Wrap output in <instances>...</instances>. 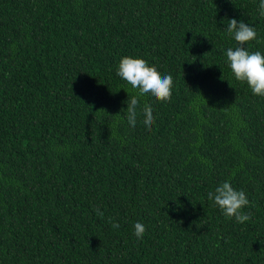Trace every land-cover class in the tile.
<instances>
[{"label":"trees","instance_id":"trees-1","mask_svg":"<svg viewBox=\"0 0 264 264\" xmlns=\"http://www.w3.org/2000/svg\"><path fill=\"white\" fill-rule=\"evenodd\" d=\"M259 4L0 0V264H264V97L226 59L232 18L264 53ZM125 56L174 81L135 127ZM225 180L249 221L208 200Z\"/></svg>","mask_w":264,"mask_h":264},{"label":"clouds","instance_id":"clouds-1","mask_svg":"<svg viewBox=\"0 0 264 264\" xmlns=\"http://www.w3.org/2000/svg\"><path fill=\"white\" fill-rule=\"evenodd\" d=\"M259 9L261 15L264 16V0H260ZM227 21L226 31L237 44L235 48L226 50V59L231 74L235 80L246 84L253 95L264 97V53L250 52L246 47L251 41L257 39L256 28L235 18ZM117 75L137 91V95L129 96L124 102L127 108L121 109V112L125 113L123 116H126L132 127H135L137 123L139 97L151 96L160 103L171 100L173 77L168 74L162 75L156 66H150L145 59L131 56L121 58L117 67ZM141 113L144 117V125L151 131L155 122L151 105L145 104ZM207 196L208 200L214 202V205L229 220L234 219L237 223H245L251 219L250 214L242 211L250 203L246 193L243 190L234 189L230 181H223L214 191L208 192ZM94 210L98 216L103 218L104 213L99 208H94ZM109 223L113 228L119 227L116 222L109 220ZM145 232L144 224L140 222L134 224V235L138 240L144 238ZM261 243L264 244V241Z\"/></svg>","mask_w":264,"mask_h":264}]
</instances>
